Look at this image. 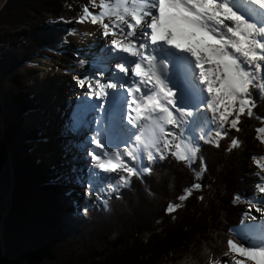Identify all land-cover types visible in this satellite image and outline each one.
Instances as JSON below:
<instances>
[{
	"label": "snow or ice",
	"instance_id": "obj_1",
	"mask_svg": "<svg viewBox=\"0 0 264 264\" xmlns=\"http://www.w3.org/2000/svg\"><path fill=\"white\" fill-rule=\"evenodd\" d=\"M95 7L90 0L76 22L100 25L105 43L99 51L74 52L79 91L65 134L76 139L65 145V160L69 182L106 205L168 155L192 167L201 142L220 147L225 125L239 132L241 117L254 115L251 89L264 95V0H117L115 7L101 0L99 12ZM257 132L264 143V126ZM239 147L234 137L227 151ZM252 160L264 172V156ZM256 175L246 216L253 209L264 215V176ZM199 179L177 199L200 191ZM240 199L237 194L233 203ZM182 206L169 204L166 213ZM255 220L229 230L236 238L227 239L223 256L242 259L210 264H264V223Z\"/></svg>",
	"mask_w": 264,
	"mask_h": 264
},
{
	"label": "trees",
	"instance_id": "obj_2",
	"mask_svg": "<svg viewBox=\"0 0 264 264\" xmlns=\"http://www.w3.org/2000/svg\"><path fill=\"white\" fill-rule=\"evenodd\" d=\"M89 3L7 0L1 9L0 264L222 261L227 239L236 238L229 230L239 226L250 207L258 182L256 173L264 176L252 160L253 156H264V143L257 132L264 126V95L256 89H251L256 100L254 115L241 117L239 132L225 127L228 136L219 141L220 147L201 142L192 167L191 161L181 162L168 155L153 164L152 172L142 179L132 177L119 199L113 195L106 205L95 201L83 207L87 208L86 214L78 211L69 188L61 183L59 172L64 173L60 168L57 176L53 166L46 167L35 154V145L46 133L23 124L27 115L39 109L29 83L36 70L34 61L60 54L69 25ZM42 13L52 17L45 20ZM29 16L39 22L14 31ZM234 137L239 138L241 147L229 152ZM199 157H203L207 171L201 169ZM197 174L202 189L186 201H179L177 197L195 182ZM3 194L11 201L6 215ZM237 194L241 199L233 203ZM172 203L183 206L168 214L166 208Z\"/></svg>",
	"mask_w": 264,
	"mask_h": 264
},
{
	"label": "rangeland",
	"instance_id": "obj_3",
	"mask_svg": "<svg viewBox=\"0 0 264 264\" xmlns=\"http://www.w3.org/2000/svg\"><path fill=\"white\" fill-rule=\"evenodd\" d=\"M6 1L7 0H0V12L3 6L5 5ZM100 2L101 0H95V4L97 5V7L92 8L91 10L95 12H99L100 9L98 6ZM106 2L112 4V6L115 7L117 0H106ZM42 15H43V19L45 20H50V17H52L50 13H44V14L42 13ZM33 22H35L34 24H36L39 21L38 19L36 20L35 18H31L30 16L26 17L23 23L18 28L14 29V31H20L26 29ZM40 22H42V20ZM105 22L108 21L106 20ZM69 28L70 30L68 32V35L66 36V40L64 41L63 47L60 48L61 52L58 56H56L55 58L46 57V56L37 57L36 60L34 61L33 66L36 68V70L30 77V88L34 91V96L36 97V101L38 103L39 109L35 112L30 113V117L29 118L27 117L26 119L32 125H29L27 123L25 125L26 128L28 129L41 128V131L46 133L45 137L42 138L40 141H38L39 143L35 145L36 146L35 149L38 148L39 156H41V154L43 153L42 155L45 156V163H46V164L44 163L45 166L47 167V164H49V166L50 165L53 166V171L56 173L57 176H59V173L60 175L69 176V170H68L69 162L64 158L66 156L64 155L65 145L68 143L69 140L76 139L75 137H71L65 134V126L70 122L72 117V112L74 108V97L76 93L79 91V89H77L75 86V81L73 80L72 70L76 62V57L74 56V52L80 50L81 53L83 54L87 52L90 48L93 51H99V49L102 48L105 43L104 39L101 38L100 36V30H102L100 25H93L89 22H85V23L73 22L69 25ZM58 67H61L64 70L66 69L68 70L67 76L70 77V80L64 78V76H57L55 74L54 71ZM76 72H79L81 75H83L84 70L76 69ZM41 92H43V95L41 94ZM52 105H55V108L58 110V112H60V109L62 110L63 105H66L68 111L61 112L59 114L55 113L52 110H50L51 109L50 106ZM43 108H48L47 109L48 112L46 110L44 111ZM52 115H55L56 117V129H60L58 132L52 130L55 127L51 128L52 125L54 124ZM48 117L51 120L48 119ZM32 121L34 122L32 123ZM33 125L36 127H32ZM42 127H44L45 129ZM213 127H218V125H213ZM225 127L228 126L225 125ZM52 131H54V134L57 137L56 141L53 140L52 134L50 135L49 133ZM62 136L63 137L67 136V138L64 139L66 143L64 142V140H61L62 146H60L58 145V143ZM43 139L45 142L42 143ZM39 144L41 147L38 146ZM36 152L37 151H35V153ZM47 158H48V162H46ZM57 167H59L64 174H62L61 172L58 173L57 171L59 170ZM59 179L61 182L64 183L62 176H60ZM69 184L71 189H73V193L71 192V196L73 197L76 196L75 198L78 201V205H79L77 207L78 209L85 207L90 201L91 202L98 201L96 197H86L84 195L85 189L83 187H80L70 182ZM3 195L4 197L2 198L3 199L2 206L5 205V202L7 203L8 200V196L5 197V194ZM251 216L256 217V220L253 221L254 223L256 224L264 223V215L255 212L254 209L250 213V215L245 216L246 218L245 221L247 222ZM122 221L124 222V220ZM2 234H4V231H2ZM238 258L242 259V257H236L230 255L229 257H224L223 260L238 259ZM247 264H251V262H247Z\"/></svg>",
	"mask_w": 264,
	"mask_h": 264
},
{
	"label": "bare ground",
	"instance_id": "obj_4",
	"mask_svg": "<svg viewBox=\"0 0 264 264\" xmlns=\"http://www.w3.org/2000/svg\"><path fill=\"white\" fill-rule=\"evenodd\" d=\"M55 72V74L57 75V76H64V78H67V79H69L70 80V77H68L67 76V73H66V71L63 69V68H61V67H58V68H56V70L54 71ZM70 87H71V84H70ZM41 94L43 95V92H41ZM66 100V99H65ZM73 104V103H72ZM60 105V104H59ZM50 110H52L53 112H55V113H61V112H67L68 110H67V108H66V105H63V107H62V110L60 109V112H58V110L55 108V105H52V106H50ZM44 109V111L46 110L47 111V109L48 108H43ZM48 112V111H47ZM33 116V115H32ZM48 119H50L49 117H48ZM52 119H53V122H54V124L52 125V127L51 128H53V127H55V128H53L52 130H54V131H56V132H58L60 129H56V117H55V115H52ZM51 120V119H50ZM34 121H32V123H33ZM28 124L29 125H32L31 123H29L28 122ZM42 128H44V127H42ZM56 129V130H55ZM54 131H52V132H49L50 133V135L52 134V136H53V140H55L56 141V139H57V137H56V135L54 134ZM63 134V133H62ZM67 138V136L66 137H61V139H60V141H59V143H58V145H60V146H62V141L61 140H64V139H66ZM43 142H45L44 140L42 141V143ZM64 142L66 143V141L64 140ZM40 145V144H39ZM38 145V146H39ZM44 145V144H43ZM41 147V146H40ZM59 150V149H58ZM58 150H56V151H58ZM37 153H38V148H37ZM66 153V152H65ZM64 153V155H66ZM43 154V153H42ZM41 154V158H43L42 160H43V162H45V156H43ZM65 158V157H64ZM46 162H48V158L46 159ZM47 165H49V164H47Z\"/></svg>",
	"mask_w": 264,
	"mask_h": 264
},
{
	"label": "clouds",
	"instance_id": "obj_5",
	"mask_svg": "<svg viewBox=\"0 0 264 264\" xmlns=\"http://www.w3.org/2000/svg\"><path fill=\"white\" fill-rule=\"evenodd\" d=\"M228 128V127H227ZM44 140V139H43ZM37 143H39V142H37ZM40 146V145H39ZM38 147V146H37ZM35 151H37V148L35 149ZM35 154H38L37 152L35 153ZM60 176H62V179L64 180V183L63 182H61L63 185H65V183H66V187H68L69 188V190H68V192H69V194L71 195V192L73 193V189H71V187H70V184H69V180L67 179V176H64V175H60ZM69 176H70V173H69ZM68 176V177H69ZM73 197V196H72ZM76 197V196H75ZM75 197H73V198H75ZM75 200H76V203H77V206H79L78 205V201H77V199L75 198ZM91 202V201H90ZM90 202L87 204V205H89L90 204ZM86 205V206H87ZM246 216V215H245ZM244 220H246V218L244 219Z\"/></svg>",
	"mask_w": 264,
	"mask_h": 264
},
{
	"label": "water",
	"instance_id": "obj_6",
	"mask_svg": "<svg viewBox=\"0 0 264 264\" xmlns=\"http://www.w3.org/2000/svg\"><path fill=\"white\" fill-rule=\"evenodd\" d=\"M29 83H30V81H29ZM27 117L29 118L30 117V114L29 115H27ZM27 117L24 119V121H23V124L24 125H26V123L28 124V121L26 120L27 119ZM27 121V122H26ZM29 126V125H28ZM32 127H36V126H32ZM10 203H11V201L9 200V198H8V200H7V203L5 204V210H4V214L6 215L7 213H8V211H9V205H10Z\"/></svg>",
	"mask_w": 264,
	"mask_h": 264
}]
</instances>
